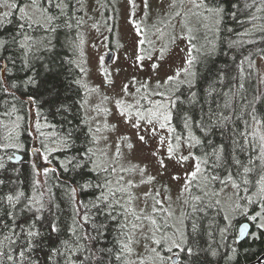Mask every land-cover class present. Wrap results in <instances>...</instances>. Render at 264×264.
I'll list each match as a JSON object with an SVG mask.
<instances>
[{"label":"trees","instance_id":"obj_1","mask_svg":"<svg viewBox=\"0 0 264 264\" xmlns=\"http://www.w3.org/2000/svg\"><path fill=\"white\" fill-rule=\"evenodd\" d=\"M202 1L207 8L201 39L203 49L199 53L196 51L198 56L194 63L192 86L180 83L173 92L172 124L176 134L187 137L191 133L202 141V145L194 149L197 155L211 152V145H224L228 166L235 171L231 163L233 157L247 164L250 157L259 155L256 145L260 143L259 135L264 128V124L257 125L252 119L255 116L256 120L264 121V75H260L257 65L258 58H264V0ZM82 12V0H63L60 11L53 6L52 15L58 17L55 32L37 28L21 30L19 24L23 21L19 12H14L0 23V40L7 41L5 46L0 47V81H3L0 83V165H3L0 167V181H3L0 183V198L17 192L24 193L25 197H35L37 192H43L45 207L52 208L60 226L58 235L53 233L49 236V213H44V226L41 227L43 241L34 251L27 253L37 264H69V259L75 264L126 262V252L121 259L116 258L122 252L121 241L127 242L124 209L120 206L107 207V204H113L111 197L101 203L97 198L102 189L79 187L86 181L92 185L102 184L105 177L109 178V173L93 171V164L82 170L71 167L65 170L60 166L62 162L66 164V158L77 156L93 146L84 107H80L86 92L81 83L83 72L74 59V40ZM21 31L24 36L31 37L29 42H25ZM21 43H26L24 49H21ZM30 76L35 77L36 85L25 83ZM53 87L58 91L55 100L48 95V90ZM29 96L38 101L33 106L35 116L49 122L57 135H63L70 127L69 121L77 128L70 151L48 154L47 168L55 171L42 177L31 152L35 148L44 149L42 143L45 145L46 139L40 134L37 136V131L34 135L30 128ZM61 103L70 106L71 111L57 112ZM19 116L21 123L15 128L13 125ZM185 116L191 118L188 129L184 126ZM85 120L87 124L83 123ZM11 129H17V137ZM257 129L258 135H248ZM244 135H248L247 141ZM16 143L22 146L17 148ZM237 144L242 151L236 147ZM13 151L23 154L20 161L10 159ZM214 175L223 179L225 171L217 169ZM257 178L255 172L249 176L250 181ZM37 180L39 185L35 184ZM73 187L77 188L75 196L71 193ZM219 187L213 185L214 189ZM248 187L250 193L254 187L251 183ZM105 194H108L107 191ZM195 196H202V193L193 187L185 215L188 246L193 248L194 255L189 257L180 253L179 264H246L264 252V230L257 229L256 222L250 221L257 229V238L249 235L237 241L239 224L247 220L246 217H235L231 220L229 231L221 233L220 229L227 224L223 218L227 213L222 202L217 207L212 198L202 196V202H197L193 199ZM76 201L81 203L77 205ZM25 203L22 197L13 209L6 200L0 199V242L4 244L0 251H7L9 245L4 238L11 235L9 229L14 227L12 217L5 213L14 211L16 222L25 224L31 218V213L24 208ZM255 206L252 205V208ZM85 213L87 221L81 218ZM167 222L171 225L170 221ZM193 224L197 225L195 233L192 231ZM73 227L76 228L75 235L69 231ZM15 230L19 232V229ZM63 241H67V245H63ZM52 247L59 248L61 252L70 247L72 251L67 253L69 259L60 255L49 260L48 249ZM232 249H236L235 253ZM0 264H10L5 255H0ZM15 264L22 262L17 260Z\"/></svg>","mask_w":264,"mask_h":264},{"label":"rangeland","instance_id":"obj_2","mask_svg":"<svg viewBox=\"0 0 264 264\" xmlns=\"http://www.w3.org/2000/svg\"><path fill=\"white\" fill-rule=\"evenodd\" d=\"M12 2L14 0H8V3ZM82 8L83 12L74 40V59L78 67L85 70L81 83L86 90L84 100L87 103L83 107L89 127L93 129V134L98 138V142L91 147L95 153L94 160L96 164L102 166L115 164L116 172L109 174L108 178L112 181L109 187L113 191L127 187L126 183H117L120 176L124 177L125 182L131 180L135 185V187L128 188V193L136 198L131 204L128 203V194L118 192V200L120 204L124 205V208L135 209L137 215L140 214V209L143 208L146 214H151L154 203L152 197L156 195V192H159L156 199L162 202L164 209L173 213L168 221L180 227L179 221L183 220L182 230L186 233L187 203L185 201L188 200L190 192H182L181 189L185 183L184 173L191 170L193 161L189 160L183 165H177L175 161L166 159L165 163L168 164V170L158 175V165L154 163V160L148 154V146L141 144L137 139L136 130L123 122V118L119 116L115 107L114 100L119 98L121 86L128 83L135 76L138 81L148 82L149 87L147 90L140 89L139 92H136V89L140 88V84L137 83L131 86L130 91L135 93V98L140 100L142 106H149L148 100L141 99V97L150 96L151 92L156 90L157 79H166L168 75H174L177 69L189 68L185 63L189 51L194 57L189 68L190 74L182 73L175 83L165 85L160 90L165 91L166 96L172 97L181 80L191 81L194 78V75H192L195 72L194 63L203 47L201 46V39L207 8L202 0H175V3H173V0H147V7H145V0H133L132 3L129 0H82ZM5 11H9V9L0 8V13ZM177 13L179 14L177 15ZM136 26L142 32L139 39L145 40V44L142 46L144 51L141 54H151L156 57L163 48L166 51L162 61L145 59L142 69L135 66L134 56L138 51ZM111 50L114 51L112 59L107 61V54ZM101 58H103V63H101ZM153 62L159 63L160 67L153 70L151 68ZM257 65L260 75H264L263 57L258 58ZM102 69H107L108 72L112 73L113 84L111 86L105 83V75ZM117 69H119V72L116 71ZM105 95L109 97L108 100H104ZM150 98L159 99L158 97ZM124 99L129 98L124 97ZM29 108L32 117L30 128L33 134L36 131L37 136L43 133V137L46 139V147H59L50 139L54 134L57 135V131L51 127L49 122L39 120L35 116L32 105ZM97 108L100 109L99 112H97ZM104 109L109 111L105 112ZM15 120L13 127L16 128L17 124L21 123L20 116ZM37 122H39V128L36 127ZM112 125H115L114 129L111 127ZM171 126L173 127L172 120ZM14 129H11V132L14 137H17V129ZM96 129H99V131H95ZM262 134H264L263 127ZM159 135L168 137L169 133L166 130H159ZM122 136H127L129 139L126 141L121 140ZM146 139L148 145H151L152 148L160 147L161 155H165V148L158 145L159 136L153 138L151 133H147ZM128 143L133 144L134 147L128 148ZM15 146L20 148L22 144L16 143ZM117 147H119L121 153L119 157L115 156ZM181 151L183 154H187L186 148H182ZM31 153L40 177H42L43 169L49 166V155L47 159L44 158L45 148H41L39 151L32 150ZM12 155L13 152L10 157ZM137 165L139 167L147 166V171L143 176L139 171L131 170L133 166ZM121 169L126 171L121 172ZM148 175L156 176L155 181L141 183L142 179L147 180ZM172 176H179L181 179L173 180ZM232 191L231 188H228L219 199L227 215L233 221L240 214L231 211L234 206L233 200L229 199L232 196ZM256 191L257 188L254 187L248 194L253 195ZM144 193H149L148 198H145ZM241 195H244V193L241 192ZM240 203L248 207L249 215L259 211L257 206L252 208V205H247L245 201H240ZM161 215L156 214L155 218L158 221L163 220L165 217ZM125 217L124 223L128 225L127 234L133 238V243L130 245L133 251L131 253L126 252L125 264H138L140 258L144 259L145 264H159V261H153L149 251L150 247H157L162 256L171 255L165 252L166 248L160 249L156 245H150L149 241L143 239L140 232L132 230V224L138 222L130 212L125 211ZM168 234L171 235V229H169ZM175 251L174 249L173 252ZM178 257L176 264H179Z\"/></svg>","mask_w":264,"mask_h":264},{"label":"snow or ice","instance_id":"obj_3","mask_svg":"<svg viewBox=\"0 0 264 264\" xmlns=\"http://www.w3.org/2000/svg\"><path fill=\"white\" fill-rule=\"evenodd\" d=\"M130 3L133 0H129ZM63 0H58V2L54 3V0H14L12 3H8V0H0V8H7L9 11H5L0 13V22L3 19H6L9 15L13 14L14 12H19L20 20L23 23L19 24V28L21 30L25 28H37L43 29L46 32H55L56 21L58 17L52 15V8L53 6L56 8L57 11L61 10V5ZM175 3V0H173ZM145 7H147V0H145ZM211 11V9H210ZM31 13V14H30ZM38 14V15H37ZM179 13H177L178 15ZM135 31L137 33V41L136 46L138 51L134 56V63L138 69L143 68V61L145 59L148 60H159L162 61L165 55V49L160 50V54L154 57L151 54L145 55L141 54L144 49L142 46L145 44V40L139 39V36L142 35V32L138 26L135 27ZM24 36L23 31L20 33ZM25 42H29L31 37L24 36ZM15 38H13V43H15ZM26 43H21V49L26 47ZM7 44V41L0 40V47H3ZM194 57L191 54V51L188 53V57L185 63L191 67L193 63ZM101 63H103V58H101ZM160 67L159 63L153 62L151 64V68L156 70ZM189 68H181L177 69L174 75H168L166 79L156 80V90L151 92L150 96L141 97V99H147L149 106H142L139 99L135 98V93L130 91L131 86L134 84L139 83L140 88L136 89V92H139L140 89L147 90L149 85L148 82H141L136 80V77L133 76L132 79L121 86L120 88V95L119 98L114 100L115 107L118 111L120 117L123 118V122L130 126L132 129L136 130V135L138 141L148 146L149 148V155L154 160V163L158 165L157 174L161 175L168 170V164L165 163V160L168 161H175L177 165H183L185 162L189 160L193 161L191 170L185 171L183 179L185 181L184 186L182 187L181 191H188L190 192L193 187H195L198 191L202 193V196H208L212 198V202L215 206H221V200L218 198L225 193L228 188H231L232 196L229 199L233 200L234 206L231 208V211L234 213H238L246 217L248 221L257 222L255 224L257 229L264 230V134L259 135L260 143L256 145L259 155L257 157H250L247 164L239 160L238 158L233 157L232 159V166L235 167V171L232 170L231 167L228 166L226 156H225V147L224 145H211L212 151L211 152H203L200 155H197L193 149L197 148L198 146L202 145V141L197 138L196 136L192 135L191 133L187 137H183L181 135H175V129L171 126L172 120V111L171 109L175 106L174 100L171 96H166L165 91H161L160 89L164 88L165 85H169L175 83L177 78L183 74H190ZM85 70L81 68V72ZM105 75V83L109 86L113 84V80L111 79L112 73L108 72L107 69H102ZM119 72V69L116 70ZM194 75V74H192ZM3 83V81H0ZM27 85H36L37 81L34 76L28 77L27 81L25 82ZM77 84L80 81H76ZM181 84L187 83L190 87L192 86V82L190 80L180 81ZM12 87H16L15 84ZM7 89H5L6 91ZM98 90V89H97ZM48 95L52 100H55L58 97V91L53 87L48 90ZM193 97L195 93L192 94ZM124 97H128L129 99H124ZM150 97H158L159 99H151ZM109 97L107 95L104 96V100H108ZM29 105L35 106L37 105L38 101L35 99L34 96H29L27 100ZM87 101H81L80 107L83 108L84 104ZM97 112L100 111L99 108L96 109ZM57 112L64 111L70 112V106H66L65 104L61 103L59 107L56 109ZM103 111L108 112V109H104ZM191 118L185 116L184 126L186 129L190 128L189 120ZM253 120L256 121L257 125L264 124V121L256 120L255 116L252 117ZM70 127L65 130L63 135H53L50 139L59 145V147H46L42 143V147L45 148V156L44 158H48V154L53 152H66L70 151L74 145V134L77 131V128L71 126V122H68ZM83 123L87 124V121H83ZM39 122H37L36 127L39 128ZM113 129L115 125L111 126ZM203 127V126H202ZM159 130H166L169 133L168 137L159 135ZM95 131H99L96 129ZM208 131H211L209 129ZM259 129L248 135H252L255 137L258 135ZM151 133V137H157L158 145L163 146L165 148V155H161L160 147L152 148L151 145H148V140L146 139V134ZM88 134H92V142L93 144L98 142V138L93 134V129H88ZM208 132L205 133L207 135ZM44 134L41 133V136ZM248 135H244V140L247 141ZM129 137L122 136L121 140H128ZM235 143V142H234ZM128 148H133L134 145L128 143ZM241 151L243 150L240 145H236ZM182 148L187 149V154H183L181 151ZM120 149L117 147L115 156H120ZM95 153L92 148H87L83 153H80L77 156H72L66 158V164L64 162L61 163V167L68 170V167H71L73 170L75 169H83L87 167L89 164H93V171H101L104 173H115L116 167L115 164L102 166L100 164H96L95 160ZM3 167V165H0ZM217 169H224L225 175L222 179L219 175H214V172ZM132 171H139L141 176L147 171V166L139 167L133 166ZM55 169L51 168H44L43 174L45 176L48 175L49 172H53ZM126 171L125 169H121V172ZM255 172L257 179L251 180L249 176ZM156 176L148 175L147 180H141V183H150L155 181ZM173 180H179L181 177L179 176H172ZM3 183V181H0ZM117 183H126L127 187L117 189L113 191L109 186L112 184V181L107 177L104 178V182L102 184L92 185L90 182H85L84 184L80 185L81 189H86L90 187H97L102 189L101 195L97 198L101 203H105L111 197L113 199V204H107V207H114L120 206L124 211L130 212L134 219L138 223L132 224V230L138 231L142 234L143 239L149 241L150 245H156L160 249H165L171 255L162 256L160 251H158L157 247H150L149 251L152 255L153 261H159V264H168L169 261H172V264H176V258L180 255V253H186L187 256L191 257L194 255L193 248L189 247V240L188 236L185 231L182 230L184 221L180 220L178 227L175 224L169 225L167 220L173 216L171 211L164 209L162 206V202L156 197L159 196V192H156V195L152 197L154 203L152 205L151 214H146L145 210L142 208L140 209V214L137 215L135 213V209L132 208H124V205L120 204V201L116 199L117 192L126 193L128 194V203L136 199L130 193H128V188L135 187L131 180L124 181V177L120 176ZM252 184V187L257 188L256 193L253 195H249V184ZM35 184L39 185L40 181H35ZM213 185H219V189H214ZM107 191V195L105 194ZM241 192L244 195H241ZM71 193L73 196L77 193V188H71ZM44 193L37 192L35 197H25L24 193L17 192L16 194H9L6 197L0 198L7 201V203L15 209L16 206L20 203L21 198L23 197L26 203L24 204V208L27 209L28 212L31 213V218L28 221H25V224H20L16 222V213L13 212H6L7 216L12 217L14 227L9 229L11 235L6 236L4 239L8 241V249L6 252L0 251V255H5L7 261L10 264H15L17 260L21 261L22 264H37L36 261L30 259L27 253L34 251L43 241V233L41 232V227L44 226L45 216L44 213H49V218L47 221V229L49 236L51 234H59L60 233V226L58 223V218L52 212V208L45 207V203L43 200ZM145 198H148L149 193H144ZM202 196H195L193 199L197 202H202ZM240 201H245L247 205H257L259 207V211H255L254 214H248V207L244 204L240 203ZM77 205L81 202L76 201ZM187 203V201H185ZM96 207L97 205H93ZM196 209L194 208L193 211ZM77 214L79 215V208H77ZM156 214H162L165 219L158 221ZM111 216V213H109ZM83 220L87 221L88 215L85 213L82 217ZM113 219L115 217H112ZM224 220L227 222L226 226L220 229L221 233H226L232 227V221L229 215H224ZM126 219V217H125ZM38 225L40 227H38ZM128 225L125 224L124 228H127ZM250 225L248 223L241 224L239 226V232L237 236V241L245 236H251L253 238H257L256 232H249ZM15 229H19L17 232ZM169 229H171V235L168 234ZM197 230V225H192V231L195 233ZM69 231L72 235L76 234V228H70ZM159 236V238H157ZM125 237L127 242L121 241V248L122 252L121 255H118L116 258L119 260L121 259L122 255L125 252L131 253L133 249L130 245L133 243V238L131 235L125 233ZM23 242H20V241ZM63 245H67V241L62 242ZM14 246V247H13ZM4 248L3 242H0V249ZM176 250L173 252V250ZM72 249L70 247L66 248L65 252H61L59 248L52 247L48 249L49 255L48 259L52 260L55 256L64 255L66 259H69L67 253L71 252ZM233 253H235L236 249H232ZM215 254V253H213ZM87 259V258H85ZM69 264H75V261L69 259ZM138 264H145L143 258H140Z\"/></svg>","mask_w":264,"mask_h":264},{"label":"water","instance_id":"obj_4","mask_svg":"<svg viewBox=\"0 0 264 264\" xmlns=\"http://www.w3.org/2000/svg\"><path fill=\"white\" fill-rule=\"evenodd\" d=\"M113 53H114L113 50L108 52L107 57H106L107 61H110L112 59ZM33 151H39V150L35 148ZM22 157H23V154L20 151H15L13 155L10 157V159L12 161H20ZM244 223H248L250 225L249 230H248L250 231L251 223L248 220H246V221H243L241 224H244ZM244 238H246V236ZM244 238L239 239V241L243 240ZM176 261H177V258H176ZM262 263H264V253L261 254L258 258H256L254 261L249 262L248 264H262Z\"/></svg>","mask_w":264,"mask_h":264},{"label":"bare ground","instance_id":"obj_5","mask_svg":"<svg viewBox=\"0 0 264 264\" xmlns=\"http://www.w3.org/2000/svg\"><path fill=\"white\" fill-rule=\"evenodd\" d=\"M19 17H20V16H19ZM14 152H15V151H13V153H14ZM217 189H219V188H217ZM244 221H246V220H244ZM242 222H243V221H241L240 224H241ZM249 222H250V221H249ZM250 223H251V222H250ZM240 224H239V225H240ZM254 231L257 233V229H254V228L252 227V224H251V229H250L249 232H254ZM238 232H239V228H238ZM238 232H237V236H238ZM246 237H247V236H246ZM244 239H245V238H244ZM238 241H239V240H238ZM263 253H264V252H263ZM263 253H261V254H263ZM261 254H260V255H261ZM260 255H259V256H260ZM259 256H258V257H259ZM258 257H256V258H258ZM256 258L252 259L251 261H254ZM251 261H249V262H251ZM249 262H247L246 264H248Z\"/></svg>","mask_w":264,"mask_h":264},{"label":"flooded vegetation","instance_id":"obj_6","mask_svg":"<svg viewBox=\"0 0 264 264\" xmlns=\"http://www.w3.org/2000/svg\"><path fill=\"white\" fill-rule=\"evenodd\" d=\"M244 221V220H243Z\"/></svg>","mask_w":264,"mask_h":264}]
</instances>
